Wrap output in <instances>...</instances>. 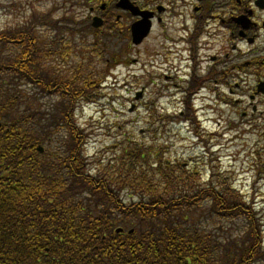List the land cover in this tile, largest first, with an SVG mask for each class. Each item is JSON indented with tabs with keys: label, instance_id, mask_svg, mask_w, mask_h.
Wrapping results in <instances>:
<instances>
[{
	"label": "trees",
	"instance_id": "obj_1",
	"mask_svg": "<svg viewBox=\"0 0 264 264\" xmlns=\"http://www.w3.org/2000/svg\"><path fill=\"white\" fill-rule=\"evenodd\" d=\"M79 24L34 10L0 32V264L264 260L258 213L223 173L202 183L160 149L134 141L121 143L95 172L85 170L87 136L74 125L73 108L102 79L86 75L83 61L72 75L50 61L68 58L73 37L84 35ZM20 82L37 88L33 102L58 95L56 111L21 106V95L11 93ZM39 145L53 148L40 153Z\"/></svg>",
	"mask_w": 264,
	"mask_h": 264
},
{
	"label": "flooded vegetation",
	"instance_id": "obj_2",
	"mask_svg": "<svg viewBox=\"0 0 264 264\" xmlns=\"http://www.w3.org/2000/svg\"><path fill=\"white\" fill-rule=\"evenodd\" d=\"M77 4L85 16L82 20L76 16L75 21L86 27L82 48L72 54L88 56L91 36L100 59L112 70L117 64H137L140 59L132 56L143 47L150 106L158 109V100H166L163 122L192 130L205 145L206 166L213 168L217 155L231 166L242 158L244 172L264 177V0H78ZM144 17L150 27L138 42L133 26ZM156 66L161 72L155 71ZM143 95L144 89L136 99ZM220 148L228 154L221 155Z\"/></svg>",
	"mask_w": 264,
	"mask_h": 264
},
{
	"label": "rangeland",
	"instance_id": "obj_3",
	"mask_svg": "<svg viewBox=\"0 0 264 264\" xmlns=\"http://www.w3.org/2000/svg\"><path fill=\"white\" fill-rule=\"evenodd\" d=\"M77 2L78 0H0V32L23 23L34 10L40 13L53 11L55 19L77 16L82 20L85 13L78 8ZM80 40V36L74 38V51L82 48L83 44ZM88 43H93L91 36ZM67 55L68 58L64 61L58 60L63 70L77 69L83 61L85 65H90V71L95 75V80L100 82L103 78L104 63L98 56V51L90 49L89 55L83 59L78 55H69V53ZM136 57L140 59L137 64H117L112 68L101 82L99 89L80 100L75 113L73 111L76 126L87 136L80 150L85 170L90 169L92 173L95 172L100 160L111 158L113 152L121 148V143L134 141L160 149L164 159L172 163L180 162L186 170L198 168L203 179H207L209 167L206 166V158L202 156L206 151L205 145L198 142L197 137L191 133L192 130L174 127L163 122L162 106L166 102L165 99L158 100V109L150 106L152 97L149 89H146L149 79L146 70L147 55L143 47L140 49V54L137 56L133 54L132 58ZM50 61L56 62L53 59ZM155 71L161 72L158 66ZM71 72L69 75H72ZM142 89H144L143 97L136 99V93ZM36 91L37 88L32 85L20 82L12 86L11 93L21 95L18 99L24 103L21 106L31 104L37 110L55 112L57 109L55 105H59L60 97L41 95L33 102L30 97ZM47 148L51 150L53 147ZM231 150L235 152L239 148ZM220 153L228 154L225 148H220ZM241 159L233 162L232 166H229L227 159H223V166L220 167L223 172L228 173L229 181L245 196V200L254 206L264 229V177L259 179L256 172H244L247 166ZM210 228L217 229L219 235H222L218 225L211 224ZM236 230L237 228L234 227V231ZM262 248L264 250V246ZM258 264H264V260Z\"/></svg>",
	"mask_w": 264,
	"mask_h": 264
},
{
	"label": "water",
	"instance_id": "obj_4",
	"mask_svg": "<svg viewBox=\"0 0 264 264\" xmlns=\"http://www.w3.org/2000/svg\"><path fill=\"white\" fill-rule=\"evenodd\" d=\"M96 20L97 18H95L94 26L98 27L100 26V24ZM149 27H150V24L147 21L146 17H144V19L134 24L133 33H134L135 40L139 39L138 42L142 40L147 34ZM0 126H1V123H0Z\"/></svg>",
	"mask_w": 264,
	"mask_h": 264
}]
</instances>
